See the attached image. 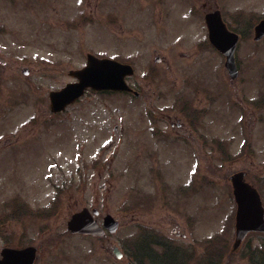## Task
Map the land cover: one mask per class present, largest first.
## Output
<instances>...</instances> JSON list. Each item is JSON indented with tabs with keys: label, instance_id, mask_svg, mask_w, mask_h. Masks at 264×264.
Masks as SVG:
<instances>
[{
	"label": "rangeland",
	"instance_id": "rangeland-1",
	"mask_svg": "<svg viewBox=\"0 0 264 264\" xmlns=\"http://www.w3.org/2000/svg\"><path fill=\"white\" fill-rule=\"evenodd\" d=\"M6 1L11 4L0 0V251L19 241L37 247L35 264H124L107 247L115 242L128 251L136 242L162 250L155 257H164L165 247H194L193 264H250L241 250L231 251L236 205L229 175L244 171L264 202V38L252 39L264 0H218L229 24L246 32L238 52L246 85L233 87L243 92L247 114L229 103L235 90L218 73L216 59L212 105L211 96L207 101L202 90L198 94L207 113L186 120L182 141L162 142L149 141L148 118L168 131L176 127L167 114L174 123L178 116L189 119L181 109L188 99L164 98L160 89L180 83L186 69L178 65L196 63L182 54L202 36L193 0H163L167 14L160 20L149 13L152 4L139 8L149 0ZM87 53L131 61L135 73L127 81L140 85L141 99L86 91L52 113L48 92L72 81L68 70L83 66ZM154 53L163 56L159 64ZM153 66L161 74H147ZM257 100L255 120L250 104ZM204 140L213 141L215 151ZM18 203L30 207L22 206L21 222L13 212ZM83 207L97 208L99 222L110 214L116 231L71 234L67 220ZM244 241L260 249L254 260L264 263V234L250 233ZM183 255L170 263L190 264Z\"/></svg>",
	"mask_w": 264,
	"mask_h": 264
},
{
	"label": "flooded vegetation",
	"instance_id": "flooded-vegetation-1",
	"mask_svg": "<svg viewBox=\"0 0 264 264\" xmlns=\"http://www.w3.org/2000/svg\"><path fill=\"white\" fill-rule=\"evenodd\" d=\"M7 3H8V1L5 2V4H7ZM151 4H152V6L148 7L149 13L154 12V16L156 17V19L160 20L164 15L166 16V14H167V11L165 10L166 9V3L163 0H152V1L149 0L147 3H145L144 6H142L141 3H139V8L140 9H146V6L151 5ZM222 5L224 6V3H222ZM191 6H192L191 11L193 9H194V11L197 10V14L196 15L194 14V16H192V17L196 18V16H199L198 22L200 23L201 26L198 27L196 30H200L202 28V33H201L202 36H200L199 38L195 37V39L193 40V42L190 45L191 51L187 50L186 52H184L182 54L187 60H189V61L195 60L196 63H194L192 66L188 65V63L181 65V66L178 65L177 68H185L186 69V71L183 72L182 80L180 81V83L172 85L171 88H169L168 90H165V87L162 84V87L160 89L161 93L163 91V95H165L164 98H167V97L171 98L172 97L171 99H173V97L175 96V97H177V100H180L183 98L188 99L186 101L181 102L182 103L181 109H183V112H185V110L187 112H189V119L186 117L184 118L182 116H178L176 118L177 121L174 123V122L170 121L171 116L169 114H167L166 122H168L169 126H171V127L175 126L176 127V129L173 128L171 131H168V130H165L164 128L159 127L158 123H156L151 117L148 118V123L150 125V129L147 128V132L149 133V137H148L149 141L151 140V141H155V142H162V141H165V138H167V137L172 139L175 137L183 136V134L180 133V130H182L181 127L186 124V120H193L194 121V119L196 120L197 115L199 116L200 113H204V112H205V114L207 113V107L206 106H204L202 108L198 106L199 101L201 99V97H199L198 94L202 90L204 95L207 97V101L210 100V96H211V103H208V104L212 105L213 99L215 98L214 89H215V85H216L215 65H213V64L216 63V59L218 60V64H217L218 73L220 72L221 76H223L224 78H225L224 74H226L227 75L226 80L229 81L231 84V85H229V88L235 90V93L232 96L234 98L233 102L230 101L231 94L228 97L229 103L231 105L234 104L237 107V109L239 108L240 110H243V108H242L243 106L240 103V100H243L244 94H243V92H242V94H240L241 92L239 90H236L233 87V82L236 84L239 83V84L244 85V86L246 85V76L243 75L241 58L238 55L239 48H240L241 42L243 40L242 38H244L246 36V32H243L242 29H239L238 27H235V26L233 27L231 24H229V22L227 21V19L223 15V9L221 8L220 4L218 3V0H213L211 4L207 3L206 0H193V5H191ZM213 13H218L220 18L224 21V23L229 28V30L234 31L235 33H237L240 36L238 43H237V46H236V49H235V52H234V55H233L234 56V68H235V75L234 76H231L230 73L228 72V69L225 67V56L221 52H219L213 46V44H211V42L209 41L208 28H207L206 23H207V17L210 19V15H212ZM185 17H188V16H185ZM211 19H212V17H211ZM186 35H188V32ZM184 40L188 41L187 39H184ZM119 42H121V40ZM152 51L156 52L155 48ZM101 57H103V56H101ZM112 58H114L115 60H117L121 63H126V64L131 65L133 68L132 75L135 73L134 66H133L131 61L119 59L117 56H114ZM162 58H163V56L161 54L158 55V54L154 53L153 61L155 62V64H159L162 61ZM120 60H122V61H120ZM134 60H135L134 63H136L135 56H134ZM199 61L203 64H200ZM147 65H145V69L147 68ZM149 69L150 70L147 71V74H150L153 71L161 74V70L159 69V66H155V67L153 66L152 68L150 67ZM202 71H203V74H202ZM200 74H202V75H200ZM132 75L126 76V80H128ZM156 76H157V74H156ZM204 77H205V79H204ZM129 86H130L131 91H127V92H125V94L127 93L129 95H132L135 98H140L141 92L136 90V89L141 88L140 85H138L137 87H134V86L129 84ZM221 91H223V90L221 89ZM226 91H228V90L226 89ZM241 91H243V89ZM117 93H123V92H117ZM194 94L196 96L194 97V102H193ZM240 95H242V97H240ZM191 98H192V100H189ZM152 99L153 98H151V101H149V102H152ZM177 100H176V102H177ZM259 103L260 102L257 100L254 103L250 104V105L254 106V107H252V110L255 111V113H254L255 120H257V117H260L257 114L258 113L257 110L260 109ZM232 107L236 108L234 106H232ZM247 107H250V106H247ZM247 107H245L243 110L244 115L247 114L246 112H248L246 110ZM149 114H150V112H149ZM186 116H188V115L186 114ZM190 116L192 118H190ZM196 126H197V124L194 125V127H196ZM196 130H198V127H196ZM199 135H201V134H199ZM178 139L180 141L183 140L182 137H179ZM200 140H201V138L199 137L198 142H200ZM183 142H185V141H183ZM206 142H208V146H212L211 149L213 151H215V145L212 144L213 141H205L204 140L203 145H205ZM243 153H244V151H243ZM246 180H248V179L246 178ZM258 191L262 197V194H261L259 189H258ZM175 230L176 229L173 228L172 232L175 233L176 232ZM252 233H255V232H252ZM71 234H77L79 236H92V235H85V234H80V233H71ZM106 234L107 233H105L101 237L106 236ZM258 234H264V233H258ZM176 235H179V233L177 232ZM180 235L183 236V234H180ZM92 237H95V236H92ZM154 243L159 244L157 242H154ZM224 245H225V243H224ZM210 246H214V245H211L210 242H208V247H210ZM116 247L122 252V255L120 257L116 256L115 253L113 252L114 251L113 249ZM107 248L112 249V253L114 254V256L116 257V259L118 261L123 260L124 263L129 261L131 264H171L170 261L172 259H174V256H176V255H177V257L184 258L183 253H185V256L187 258L191 259L190 264H193L194 260H196V257L199 254L198 250L195 249L194 247H192L191 250L181 249V251L178 248H176V251L174 248H172V252L167 247H165V252L163 253V254L166 253L165 256L164 257L163 256L155 257L153 255V253L155 255H157L162 250L160 252H158L157 250H154L155 252H152L151 247L148 248L147 246H142V248H139L137 246L136 242H132V245L129 247L128 251L121 249L120 246L118 244H116L115 242H111ZM223 248H226V247L223 246ZM239 250H241V257L242 258L243 257H245L244 259L251 258L250 260H252V261H249L250 264H261L260 262L254 260L255 259L254 255L256 254L255 250L259 251L260 249H258V247L253 248V246L251 245V242L243 241L238 247L234 248L231 251L236 253ZM209 255L211 257L210 251L208 253V256ZM127 256H128V258H127ZM263 256L264 255H262V257ZM124 259H126V261H124ZM208 262H210L209 260L206 263L210 264ZM176 264H179V263H176ZM214 264H216V263H214ZM262 264H264V263H262Z\"/></svg>",
	"mask_w": 264,
	"mask_h": 264
},
{
	"label": "water",
	"instance_id": "water-1",
	"mask_svg": "<svg viewBox=\"0 0 264 264\" xmlns=\"http://www.w3.org/2000/svg\"><path fill=\"white\" fill-rule=\"evenodd\" d=\"M210 40L215 46L226 54V66L230 72L234 71L233 51L237 36L228 32L223 23L216 19L207 21ZM264 35V19L254 27V39L258 40ZM131 72L128 65H122L115 60L99 59L91 54L87 57V64L82 69L70 71L77 77V82L68 83L58 91L49 93L52 111H59L67 103L80 96L86 87L94 89H127L123 76ZM244 173L237 172L230 177L232 191L236 201L235 212V243L238 244L249 231H264V209L256 189L245 182ZM68 228L74 232L97 233L102 230L83 209L71 216L67 223ZM104 225L113 231L117 222L111 216L104 217ZM34 257V248H4L1 251L0 264H30Z\"/></svg>",
	"mask_w": 264,
	"mask_h": 264
},
{
	"label": "trees",
	"instance_id": "trees-1",
	"mask_svg": "<svg viewBox=\"0 0 264 264\" xmlns=\"http://www.w3.org/2000/svg\"><path fill=\"white\" fill-rule=\"evenodd\" d=\"M18 242V241H17Z\"/></svg>",
	"mask_w": 264,
	"mask_h": 264
}]
</instances>
